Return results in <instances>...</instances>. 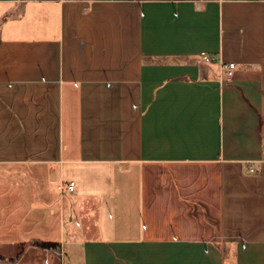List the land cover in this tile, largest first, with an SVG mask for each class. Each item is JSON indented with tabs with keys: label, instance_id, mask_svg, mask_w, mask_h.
<instances>
[{
	"label": "crops",
	"instance_id": "0c3cea01",
	"mask_svg": "<svg viewBox=\"0 0 264 264\" xmlns=\"http://www.w3.org/2000/svg\"><path fill=\"white\" fill-rule=\"evenodd\" d=\"M0 20V264H264V0H0Z\"/></svg>",
	"mask_w": 264,
	"mask_h": 264
},
{
	"label": "rangeland",
	"instance_id": "374dc122",
	"mask_svg": "<svg viewBox=\"0 0 264 264\" xmlns=\"http://www.w3.org/2000/svg\"><path fill=\"white\" fill-rule=\"evenodd\" d=\"M4 18H5V16H3L2 19H4ZM4 23H5L4 21L0 20V29L2 28V26H3ZM108 193H112V195L114 197V199L110 200L112 202V205L113 206H115V204H120V205L126 207V206H128V204L131 203V201H135V198H136L135 195H133V194L130 195L129 190H110V192H108ZM133 212L135 213V209L133 210ZM126 213H128V211H126V210L122 213V215H121L122 220H125L126 219V217L124 216ZM111 215L112 216L114 215L111 218V222H115L116 220H120V218L117 216V213L115 214V212L111 211L110 216ZM131 215H132V213L129 210V213H128L127 217L130 218ZM92 223H93V221H92ZM85 224H86L85 222H81L79 224V226H77V229L80 228V227H83ZM92 230H93V227H92ZM87 235H91V232H88ZM75 261L78 263L77 257H76V260ZM66 264H69V261L68 260L66 261Z\"/></svg>",
	"mask_w": 264,
	"mask_h": 264
},
{
	"label": "built area",
	"instance_id": "2783aa9c",
	"mask_svg": "<svg viewBox=\"0 0 264 264\" xmlns=\"http://www.w3.org/2000/svg\"><path fill=\"white\" fill-rule=\"evenodd\" d=\"M200 56L205 61H209V62L215 61L214 56H212L206 52H200ZM218 63H219V69H220L221 76L230 77L233 74V71H234L235 66H236L235 62L219 60ZM250 170L252 171L254 169L250 168ZM61 188H65L67 190H73L74 182L71 181V182H68L65 184L63 183L61 185Z\"/></svg>",
	"mask_w": 264,
	"mask_h": 264
},
{
	"label": "trees",
	"instance_id": "16d2710c",
	"mask_svg": "<svg viewBox=\"0 0 264 264\" xmlns=\"http://www.w3.org/2000/svg\"><path fill=\"white\" fill-rule=\"evenodd\" d=\"M33 243L38 245V246L46 247V248H55V247L58 246L57 243L49 242V241H38V240H35ZM22 249H23V246L20 245L19 248L17 249L16 253H15V256L20 254L22 252Z\"/></svg>",
	"mask_w": 264,
	"mask_h": 264
}]
</instances>
